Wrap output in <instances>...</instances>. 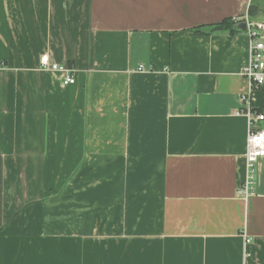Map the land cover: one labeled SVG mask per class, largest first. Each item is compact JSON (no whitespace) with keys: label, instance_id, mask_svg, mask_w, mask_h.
<instances>
[{"label":"crops","instance_id":"obj_1","mask_svg":"<svg viewBox=\"0 0 264 264\" xmlns=\"http://www.w3.org/2000/svg\"><path fill=\"white\" fill-rule=\"evenodd\" d=\"M226 19L264 0H0V264H264L250 41L196 34Z\"/></svg>","mask_w":264,"mask_h":264},{"label":"built area","instance_id":"obj_2","mask_svg":"<svg viewBox=\"0 0 264 264\" xmlns=\"http://www.w3.org/2000/svg\"><path fill=\"white\" fill-rule=\"evenodd\" d=\"M246 34L249 38V61L242 76L248 81L249 92L259 90L264 86V42L262 35L264 33V23H253L245 19ZM39 69L44 72L55 73L59 76L62 87L73 85L74 70L68 65H62L54 62L46 54L39 58ZM139 70H142L140 67ZM242 95L240 103L242 108L236 112V115L247 117V136L245 141L244 163L245 180L236 190V197L247 200L254 194V178L256 164L264 158V129L257 127L256 124L264 120V115L253 114L249 107L250 96ZM249 240H244V254L249 255L246 246Z\"/></svg>","mask_w":264,"mask_h":264},{"label":"trees","instance_id":"obj_3","mask_svg":"<svg viewBox=\"0 0 264 264\" xmlns=\"http://www.w3.org/2000/svg\"><path fill=\"white\" fill-rule=\"evenodd\" d=\"M239 22H240L239 20L233 21L231 19H226L218 24L210 25V31L208 32L197 31L196 34L206 35V34H212L214 32H227L230 35H234L236 33H240V31L236 28V25Z\"/></svg>","mask_w":264,"mask_h":264},{"label":"water","instance_id":"obj_4","mask_svg":"<svg viewBox=\"0 0 264 264\" xmlns=\"http://www.w3.org/2000/svg\"><path fill=\"white\" fill-rule=\"evenodd\" d=\"M236 28L240 31V32H246V23L245 22H240L236 25Z\"/></svg>","mask_w":264,"mask_h":264}]
</instances>
